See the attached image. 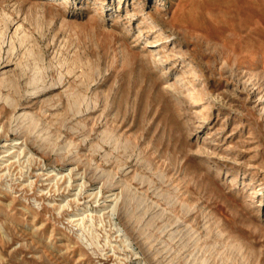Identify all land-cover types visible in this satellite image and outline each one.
Returning <instances> with one entry per match:
<instances>
[{
    "label": "rangeland",
    "instance_id": "374dc122",
    "mask_svg": "<svg viewBox=\"0 0 264 264\" xmlns=\"http://www.w3.org/2000/svg\"><path fill=\"white\" fill-rule=\"evenodd\" d=\"M7 54L0 264H264V0H0Z\"/></svg>",
    "mask_w": 264,
    "mask_h": 264
},
{
    "label": "bare ground",
    "instance_id": "6f19581e",
    "mask_svg": "<svg viewBox=\"0 0 264 264\" xmlns=\"http://www.w3.org/2000/svg\"><path fill=\"white\" fill-rule=\"evenodd\" d=\"M5 58V57H4ZM14 58V57H13ZM10 59H12V57L10 56V55H8L7 54V56H6V59L5 60H0V65L1 64H3V63H8L9 61H10ZM15 60V59H14ZM10 63H13V62H10ZM9 63V64H10ZM21 76V75H20ZM20 79V78H19ZM17 84V83H16ZM21 86V85H20ZM1 87H3V86H1ZM9 87V86H8ZM24 88V87H23ZM4 89V88H3ZM9 91V90H8ZM11 91V90H10ZM21 95V94H20ZM15 96H16V94H15ZM24 96H21V97H19V99L18 100H16V101H14L13 102V104H11L10 106H11V108L13 109V111L14 110H16V109H18L19 107H21V105L25 102V100L24 99H22ZM2 136V135H1ZM7 156V155H6ZM96 196V195H95ZM97 197V196H96ZM109 200V199H108ZM76 221V220H75Z\"/></svg>",
    "mask_w": 264,
    "mask_h": 264
}]
</instances>
